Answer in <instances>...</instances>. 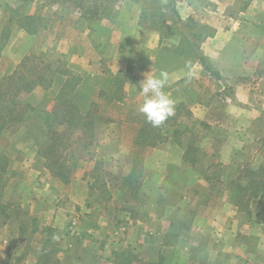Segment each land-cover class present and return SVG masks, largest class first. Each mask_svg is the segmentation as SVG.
Segmentation results:
<instances>
[{
	"label": "rangeland",
	"instance_id": "rangeland-1",
	"mask_svg": "<svg viewBox=\"0 0 264 264\" xmlns=\"http://www.w3.org/2000/svg\"><path fill=\"white\" fill-rule=\"evenodd\" d=\"M175 1L0 0L1 12L5 10L9 15V19H5L6 14L0 17V56L5 57L0 80L12 73L25 56L35 54L52 67L68 68L71 77L79 76L81 91L86 86H99L102 90L105 87V95L120 96L123 75H97L87 80L86 75L76 74V68L85 70L81 63L98 49L92 37L90 43L84 33L79 34V29L83 32L88 29L85 26H91L83 12L99 7L105 11L99 19L115 24L114 30L119 32V24L127 15H134L139 5L143 23L172 27L176 22ZM246 1L221 0V7L228 4L230 8L228 16L207 14L209 19L204 22L206 15L199 14L183 23L189 28L182 44L186 58L195 53L192 35L204 36L217 22L225 26L230 13L245 9ZM20 29L30 32L31 39L26 41L24 51L19 50L22 57L14 65L12 58L23 46V37L16 36L9 57L11 45L3 41L1 34L3 30L6 34ZM123 42L129 45L130 39L126 37ZM73 44L82 52L80 64L66 57L67 46ZM35 61H29L27 67L33 70ZM98 63L97 70L106 68L104 62ZM24 70L29 77L33 75ZM69 77L45 71L43 86L54 87L44 89L38 84L21 95V100L36 106L37 111L19 130L13 127L0 133V228L12 219L19 234L11 237L7 248H0V264H28L33 258H38L39 264H64L59 256L73 247L90 248L84 264H264V190L249 200L248 188L241 206L234 204L239 194L236 187L246 185L251 178L245 172L264 166V63L235 83L263 90L256 91L254 105L261 111L255 119L233 132L235 125L230 121L212 128L180 106L155 132L153 146L137 143L147 122L145 116L135 115L136 108H113L105 96L99 97V113L109 121L98 128L90 146L83 144L78 131H66L59 140L47 133L44 110L51 108L54 94ZM229 93L223 91L226 100ZM151 126H147V137H151ZM132 135L133 140L127 139ZM171 135L175 142L163 140ZM56 141L64 145H57L53 153L61 155L60 159L64 157L68 167L61 178L50 173L38 152L40 145ZM225 142L231 144L228 161L222 158ZM190 143L199 148L192 165L185 153ZM151 147H158L160 153ZM181 153L183 163L173 162ZM155 181H161L158 188L153 187ZM40 213L49 218H42ZM196 215L210 218L206 227L217 229V233L204 227L195 229L191 221ZM225 229L230 233L226 231L224 237ZM183 243L190 248H183ZM30 249L35 250L32 258Z\"/></svg>",
	"mask_w": 264,
	"mask_h": 264
},
{
	"label": "crops",
	"instance_id": "crops-1",
	"mask_svg": "<svg viewBox=\"0 0 264 264\" xmlns=\"http://www.w3.org/2000/svg\"><path fill=\"white\" fill-rule=\"evenodd\" d=\"M211 1L213 0H176L174 8L176 22L171 25L172 27L143 23L142 10L139 5H136L134 15H127L121 22L122 24H119V32L114 30L115 24H108L103 19L89 20L91 26H85L88 29L83 32L79 29V34L84 33L90 43L92 37L98 49L95 50L93 56L87 58L86 63H81L85 70L81 71L80 68H76L78 70L76 74L86 75L88 80H92L93 76L97 75L115 76L116 73L123 75L125 80L120 90V96L117 100L110 102L109 106L116 108L118 105L124 109L136 108L135 115L143 117L144 115L138 111V106L143 100L140 82L144 79V74L149 72V75H159L162 71L167 72L169 80L165 91L175 101V113L180 106H185L192 111L195 118L212 128L216 126L218 128L230 121V124L235 125L234 132L239 128V125L246 124L249 119H255L261 111L260 106L254 105V103L256 91L261 93L263 90H260L258 86H242L235 83L237 79L244 78L247 72H256L261 63H264V0H247L245 9L241 10L240 8L230 13L231 17H228L225 26L221 22H217L212 31L204 36L192 35L196 45L193 46L191 43V46L195 53L190 59H187L186 55L182 53V44L189 28L182 24L189 22L199 14L206 15L203 16L205 18H202L204 22L209 19L207 14L216 16L219 13L218 17L221 18L229 14L228 4L221 7V0H214V4ZM222 13L224 17L221 15ZM5 14V19H9L8 13L5 10L2 13L0 10V17ZM2 29L5 30L4 27ZM4 30L1 34L4 35L3 41H6L8 46L11 45L9 57L14 52L12 47L15 44L16 36L23 37V46L15 50V56L12 58L16 65L22 57V53L18 55L20 54L19 50L24 51V47L26 49V41L31 39V33L20 29L5 34ZM126 37L130 39L129 45H125L123 42ZM29 47L30 44H27V48ZM66 57L71 61H78L80 64L79 59L82 58V52L76 49L73 44L72 47L67 46ZM4 59L3 54L0 56V67ZM97 62H99L98 65L104 62L106 68L97 70ZM69 69L75 73V67ZM99 90V86L89 88V91L93 93L92 99L101 102L98 96ZM104 91H106L105 87ZM223 91L230 92L228 100L225 99ZM259 105L263 106V104ZM111 124L115 123L111 122ZM13 129L19 130L20 128L14 127ZM134 138V135L127 137L129 140ZM163 140L175 142V136L171 135ZM151 148L156 150L155 153H160L158 147ZM222 148V158L225 161L230 160L231 144L226 145L225 142ZM152 153L154 154V152ZM182 155L181 153L178 159L172 161L182 164ZM198 181L200 180L198 179ZM160 185L161 181L153 182L155 188ZM41 214L43 213L39 215ZM41 216L49 218L48 214ZM208 220L210 218L196 215L191 224L197 230L204 227L203 230L208 229L211 233H214L215 230L217 233V229L212 230L206 227L209 225ZM15 225L16 223L10 219L0 228V248H7L12 236L17 235L18 237V227ZM125 226L124 229L127 228V225ZM227 230L222 231V236H226ZM188 247L183 243V248ZM87 249L90 248H69L61 253L59 259L64 264H84ZM34 251L30 249V258L33 257L32 252ZM28 264H39L38 258L29 259Z\"/></svg>",
	"mask_w": 264,
	"mask_h": 264
},
{
	"label": "trees",
	"instance_id": "trees-1",
	"mask_svg": "<svg viewBox=\"0 0 264 264\" xmlns=\"http://www.w3.org/2000/svg\"><path fill=\"white\" fill-rule=\"evenodd\" d=\"M79 6L81 5L77 7ZM104 12L105 11H101L99 7L89 8V10L83 12V16L88 20H97L102 17ZM33 60L36 61L33 64V70H31V67H27V63ZM24 68L27 70L28 74L33 72V75L29 77ZM45 71L52 74L66 75L68 77L70 75L63 83V86H59L57 92L54 94L51 108L49 110H44L47 117V121H45L44 124L46 126V132L54 134L55 139L59 140V138L64 136L66 131L71 133L78 131L81 135L80 140L83 144L85 146H90L98 128L103 125V123L105 124L109 121L108 118H105L99 113V103L92 99L93 93L89 91V89L87 91V88H92V86H86L81 91V86L78 85V80H80V78H78L79 76H76L77 78L74 76L71 77L72 74L68 68L61 70L58 66L52 67L50 63H45L42 57L35 54L25 56L12 73L5 75L0 80V133L3 130L15 127V125H18V129L21 124L25 123V121L32 116L30 114L37 111L36 106H33L28 101L21 100V95L24 92H31L33 88L36 87L35 85L38 84L44 89L47 87H54L47 85L43 86L42 80L44 81L43 73ZM41 75L42 78H40ZM105 94V91L102 89L98 92V96H105V100H108L109 103L118 99L115 93L111 96L110 94ZM149 124L150 123L146 122L144 125L145 128L142 127L137 143H141V145H155L156 137H154V135L160 127L155 128L151 126L149 129L151 137H147L146 131ZM184 131H186V129ZM144 141H146V143ZM56 142L45 146L40 145L38 147V152L44 159V165L50 173L53 176L61 178L68 167L64 157L60 159L61 155L53 153L57 149V145H59V147L64 145L63 141H59V144ZM139 148L141 147L139 146ZM188 148L189 150L185 151L187 154L186 159L189 158V163L192 165L196 161V154L199 152V148L195 146V143H190ZM245 175L251 178H248L246 185L236 187L239 194H236L237 200H234V204L237 207L241 206V201L244 199L242 195L248 192V188L251 189V192L247 194L249 200L258 197L260 191L264 190V166L261 165L254 170L249 169L245 172ZM255 180L259 181L258 184L254 182Z\"/></svg>",
	"mask_w": 264,
	"mask_h": 264
},
{
	"label": "clouds",
	"instance_id": "clouds-1",
	"mask_svg": "<svg viewBox=\"0 0 264 264\" xmlns=\"http://www.w3.org/2000/svg\"><path fill=\"white\" fill-rule=\"evenodd\" d=\"M148 73L144 74V79L140 82L143 100L138 106V111L153 127H160L175 114V101L165 91L169 80L168 73L163 71L159 75Z\"/></svg>",
	"mask_w": 264,
	"mask_h": 264
}]
</instances>
